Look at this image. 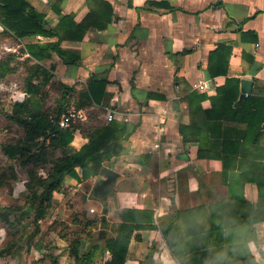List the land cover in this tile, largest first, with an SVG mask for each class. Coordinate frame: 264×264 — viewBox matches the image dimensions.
<instances>
[{
    "label": "crops",
    "instance_id": "0c3cea01",
    "mask_svg": "<svg viewBox=\"0 0 264 264\" xmlns=\"http://www.w3.org/2000/svg\"><path fill=\"white\" fill-rule=\"evenodd\" d=\"M103 1L113 14L108 26L89 30L79 42L62 41L60 49L76 62L53 53L40 63L49 79L40 72L32 82L46 91L56 86L57 109L87 111V121L72 130L73 150L88 142L89 132L113 122L125 128L123 151L102 164L116 174L110 193L94 195L105 180L102 169L82 183L66 177L65 187H72L53 194L55 213L74 203L70 213L91 218L104 206L115 235L122 210L152 212L155 228L134 232L124 264H216L242 257L264 264V124L256 135L251 123L264 113L210 110V99L227 78L241 80L239 97L247 80L251 89L242 98H264V0ZM28 3L48 27H56L57 0ZM92 8L101 11L94 3ZM58 11L80 23L89 7L85 0H62ZM1 41L0 50L28 59L26 46L55 40H13L0 26ZM219 46L229 52L213 68L225 69V75L211 78L208 60ZM92 82L105 83L96 92L98 103L81 99ZM59 85L72 91L64 96ZM52 245L53 255L37 246L31 261L71 264L67 242L59 238Z\"/></svg>",
    "mask_w": 264,
    "mask_h": 264
},
{
    "label": "trees",
    "instance_id": "16d2710c",
    "mask_svg": "<svg viewBox=\"0 0 264 264\" xmlns=\"http://www.w3.org/2000/svg\"><path fill=\"white\" fill-rule=\"evenodd\" d=\"M61 1L57 0L56 5H52V11L58 15V21L55 28H50L44 15L36 12L28 3V0H0V26L4 29L5 36L13 40L28 37L55 40L54 42H39L26 46L28 55L26 61L29 66L26 78L23 81V94L27 98L22 102L15 103L8 115V119L22 130L23 138L14 144L6 145L3 150L4 155L9 160L20 158L19 165L22 167L30 164L36 166L43 163L49 165L45 178L34 174L29 177L26 183V189L29 192V204L22 211V215H28L34 211L33 225L35 228H38V221L44 219L53 194L59 193L65 178L69 177L78 183H82L97 176L106 160L119 156L123 151L121 138L125 134L124 126H118L113 122L109 123L89 132L87 134L88 142L76 151L69 146L72 141V130H61L49 120L51 114L56 120L64 111V108H56L50 114L43 111L40 106L44 87L40 84H34L32 81L40 72H43L47 79L50 77L49 73L40 66V63L50 59L53 53L66 63H75V57L70 53L63 52L60 49V43L62 41H82L89 30H104L113 17L111 7L107 2L103 0H85L89 12L82 22L75 23L72 15H63L58 11V5ZM93 3L101 8L100 12L92 8ZM226 50L229 52V49L219 46L210 53L207 69L211 78L225 75V69L216 71L213 64L216 62L217 57ZM31 61L34 63L30 64ZM6 67L5 64L0 65L1 69H6ZM240 81L238 78H227L225 84L216 89L215 96L210 99V110L213 113H228L232 110L235 112L250 109L264 113V98L252 95H247L244 98L239 97ZM104 86V82H92L87 89L88 92L81 94V99L98 103L96 92L99 88L102 90ZM59 89L64 96L72 91V88L63 85H59ZM76 108L79 109V107ZM213 117L221 118L220 116ZM253 119L255 120L251 123L258 128L256 132V135H258L261 125L264 124V117L255 116ZM47 149L59 150L60 156L56 159H50L51 154L46 152ZM47 156L49 160H47ZM143 158L145 156H141L139 162H142ZM12 179H16L14 175ZM101 203H104V200H101ZM18 209L15 206L0 204V222L9 225L10 216ZM103 211H105L104 206ZM179 215L184 216V213H179ZM119 217L121 223L118 224L114 236L107 235L106 230H100L94 242L87 243L82 239L70 241L67 249L71 264H124L128 245L134 232L155 228L153 213L150 211L122 210ZM100 221L105 226V221L103 219ZM162 234L163 236L168 235L165 230ZM94 238L95 235H92L91 239ZM82 243L84 244L82 245ZM10 254L8 247H0V258ZM106 255L109 256L108 259H105ZM206 256H210L209 253ZM147 259H151V253H149ZM49 264H57V261L49 258ZM216 264L257 263L251 257H242Z\"/></svg>",
    "mask_w": 264,
    "mask_h": 264
},
{
    "label": "rangeland",
    "instance_id": "374dc122",
    "mask_svg": "<svg viewBox=\"0 0 264 264\" xmlns=\"http://www.w3.org/2000/svg\"><path fill=\"white\" fill-rule=\"evenodd\" d=\"M26 60L21 53L12 54L0 50V65L7 66L6 69L0 68V204L19 208L10 216L9 225L0 222V247H8L11 252L10 255L0 258V264H48L47 260H42L40 263L31 261L33 257H38V253L35 252L37 246L40 249L46 248L49 254L53 255L54 250L49 246L53 248L52 242L59 241V238L65 240L67 244L74 239H82L87 243L94 242L98 232L104 230L100 221L103 218L107 225L105 229L107 235H114V223H112L114 219L108 217V210L93 213L91 218H87L81 216L77 210L70 213L75 206L74 203H69L56 214L51 201L44 219L38 221V228L33 225L34 211L28 215H22V211L29 204V192L26 189L29 177L36 174L38 177L45 178L49 169L47 163L22 167L19 165L20 158L9 160L3 153L6 145L14 144L23 138L22 130L8 119V115L15 103L21 99L23 101V81L29 66ZM42 91V110L51 114L56 110L57 98L52 93L56 91V86L52 85L51 90L47 91L43 88ZM46 152L51 154L50 159L60 156V151L57 149H47ZM47 160H49L48 156ZM13 175L15 180L12 179ZM71 187L72 185L65 187L63 184L59 192H65ZM81 199L85 197L78 198V200ZM92 235H95L93 240ZM30 247L33 250H30Z\"/></svg>",
    "mask_w": 264,
    "mask_h": 264
},
{
    "label": "built area",
    "instance_id": "2783aa9c",
    "mask_svg": "<svg viewBox=\"0 0 264 264\" xmlns=\"http://www.w3.org/2000/svg\"><path fill=\"white\" fill-rule=\"evenodd\" d=\"M87 119L88 116L85 109H76L74 107H70L63 111L56 120L52 114L49 115L50 122L55 123V125L61 130H73L77 125L84 124ZM112 120L113 116L112 112H110L106 121L109 123ZM154 148H158V145H155Z\"/></svg>",
    "mask_w": 264,
    "mask_h": 264
},
{
    "label": "water",
    "instance_id": "95a60500",
    "mask_svg": "<svg viewBox=\"0 0 264 264\" xmlns=\"http://www.w3.org/2000/svg\"><path fill=\"white\" fill-rule=\"evenodd\" d=\"M251 82L243 80L241 82V98L250 92ZM101 174L105 177V180L101 181L94 191V195L97 198H104L108 193L111 192L113 183L116 179V174L109 169H102ZM104 219V218H103ZM84 243H82L83 245Z\"/></svg>",
    "mask_w": 264,
    "mask_h": 264
}]
</instances>
